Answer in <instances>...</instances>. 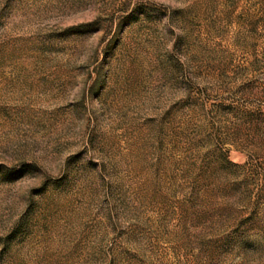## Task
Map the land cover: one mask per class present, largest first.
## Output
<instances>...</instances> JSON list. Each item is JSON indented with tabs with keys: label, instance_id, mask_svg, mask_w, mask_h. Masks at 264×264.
Segmentation results:
<instances>
[{
	"label": "rangeland",
	"instance_id": "1",
	"mask_svg": "<svg viewBox=\"0 0 264 264\" xmlns=\"http://www.w3.org/2000/svg\"><path fill=\"white\" fill-rule=\"evenodd\" d=\"M0 264H264V0H0Z\"/></svg>",
	"mask_w": 264,
	"mask_h": 264
}]
</instances>
